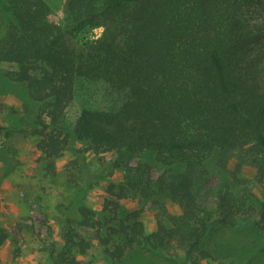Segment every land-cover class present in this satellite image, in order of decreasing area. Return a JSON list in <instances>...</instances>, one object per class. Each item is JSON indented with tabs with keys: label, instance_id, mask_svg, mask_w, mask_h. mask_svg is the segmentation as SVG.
<instances>
[{
	"label": "trees",
	"instance_id": "1",
	"mask_svg": "<svg viewBox=\"0 0 264 264\" xmlns=\"http://www.w3.org/2000/svg\"><path fill=\"white\" fill-rule=\"evenodd\" d=\"M49 15L45 0H0V62L15 67L6 76L37 104L28 125L46 170L80 142L83 151L115 155L124 172L106 185L100 209L78 197L64 208L51 264H79L72 249L84 255L94 243L110 264H144L143 254L187 264L194 253L211 257L201 254L206 244L218 251L224 230L248 222L264 232V196L252 192L264 188V0H65L62 24ZM95 27L101 39L67 43ZM89 84L103 89L105 103L95 104ZM79 89L88 101L70 129L64 111ZM13 131L0 125L4 137ZM141 152L160 168L157 178L147 162L129 166ZM81 168L86 185L92 173ZM214 169L222 185L213 202L201 201ZM126 200L139 207L124 209ZM147 202L158 211L148 234ZM9 238L0 227V246Z\"/></svg>",
	"mask_w": 264,
	"mask_h": 264
},
{
	"label": "rangeland",
	"instance_id": "2",
	"mask_svg": "<svg viewBox=\"0 0 264 264\" xmlns=\"http://www.w3.org/2000/svg\"><path fill=\"white\" fill-rule=\"evenodd\" d=\"M45 1L50 7V22L62 24L65 0ZM102 34V27L90 28L68 37L67 43L71 47L80 48L101 39ZM14 70L13 65L0 62V125L14 128L9 137L0 134V227L10 235L0 246V264H51V251L61 245L58 221L63 218L64 208L75 203V198L78 197L80 204L100 209L107 196L106 185L120 182L124 172L121 167L113 165L117 159L115 155H94L83 151L86 146L80 142H72L69 149L54 161L53 173L47 171L45 162L36 149L32 127L28 125L35 116L37 104L30 99L24 84L15 83L6 76ZM88 87L99 93L94 97L96 105L105 103L100 86L89 84ZM76 94L64 111L65 124L70 129L80 114L82 104L88 101L82 89ZM72 150L80 154H73ZM127 162L131 168L139 163L151 164L153 179L161 171L153 164L148 152L133 153ZM210 162L209 166L213 169L214 162ZM71 163L75 169H72ZM82 164L92 173L86 185L81 172L84 170L81 168ZM243 176L249 180L253 178L250 170L244 171ZM221 177L220 172L214 169L199 194L201 201L213 202V194L222 185ZM252 192L260 199L264 196V188L258 186H254ZM162 203L171 213H179L177 207L170 202L164 200ZM122 206L128 211L139 207L132 200L123 201ZM140 207L145 232L151 233L156 228L158 211L149 202L142 203ZM77 217L76 213L72 215L74 220H78ZM243 226L238 230H224L218 239V251L211 244H206L201 254H210L211 257L197 259L198 253H194L192 262L187 264H264V232L251 227L248 222H244ZM79 232L82 235L88 234L87 237L93 236V232L88 230L79 229ZM175 253L182 254L180 251ZM72 255L79 264H110L96 243L86 254L79 255L72 249ZM143 255L144 264H172L161 256L158 259L152 254Z\"/></svg>",
	"mask_w": 264,
	"mask_h": 264
}]
</instances>
